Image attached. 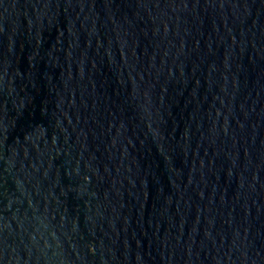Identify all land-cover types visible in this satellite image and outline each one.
I'll return each instance as SVG.
<instances>
[{
    "label": "water",
    "instance_id": "95a60500",
    "mask_svg": "<svg viewBox=\"0 0 264 264\" xmlns=\"http://www.w3.org/2000/svg\"><path fill=\"white\" fill-rule=\"evenodd\" d=\"M259 0H0V264H202Z\"/></svg>",
    "mask_w": 264,
    "mask_h": 264
}]
</instances>
